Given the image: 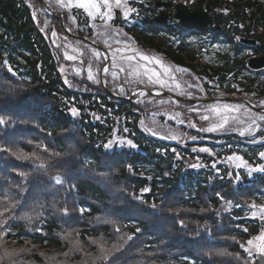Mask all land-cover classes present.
I'll return each mask as SVG.
<instances>
[{
    "label": "trees",
    "instance_id": "obj_1",
    "mask_svg": "<svg viewBox=\"0 0 264 264\" xmlns=\"http://www.w3.org/2000/svg\"><path fill=\"white\" fill-rule=\"evenodd\" d=\"M157 1L208 11L214 23L189 30L172 16L161 26ZM130 5L136 12L116 25L188 69L208 95L264 99V69L248 66L251 57L264 55L262 0ZM240 37L258 44L247 47ZM72 107L79 110L75 117ZM152 110L101 84L69 87L26 0H0V212L16 205L0 236V264H238L221 258H239L241 243L264 229L249 207L264 204V173L249 176L225 159L236 153L252 165L264 163L258 155L264 124L255 136L206 133L180 145L143 128L142 116ZM115 137L137 147L105 148ZM205 146L215 155L192 150ZM57 175L63 185L55 184Z\"/></svg>",
    "mask_w": 264,
    "mask_h": 264
},
{
    "label": "rangeland",
    "instance_id": "obj_2",
    "mask_svg": "<svg viewBox=\"0 0 264 264\" xmlns=\"http://www.w3.org/2000/svg\"><path fill=\"white\" fill-rule=\"evenodd\" d=\"M51 8L55 9L56 13L58 15L63 16L64 22H65V16L63 13H66L68 16L69 21V27L66 26L68 29L70 28L72 32H75L77 30H81L82 32L88 33L90 36H87L92 41L102 45L109 54V59L111 63V50L120 48L122 50H125L122 53H118L116 55V60L119 62L120 55L127 54L131 55L133 54V51H138L141 54L148 55L149 57H155L156 59L162 60L164 66H170V68L173 70L174 75L176 76L177 81L181 84V90L184 92H192V96L188 95H180L179 90L178 91H170L168 88H161L158 85L153 86L148 84L147 82L145 84H138L135 82V79L131 76H127L126 73H121L120 77L113 81L112 78L109 76L107 78V87L114 93L120 95V96H127L130 95L131 92L137 88H154L158 90H166L172 93H175L179 96H182L187 99H205L210 97H220V96H228V97H237L232 95H208L207 92L204 91L201 81L197 79L191 72H189L188 69L184 67H180L177 64H175L173 61L166 58L164 55L158 53L155 49L149 46V44H146L144 42L138 41L137 38L134 37V35L128 33L125 31L122 27L119 25H116L115 20V10L113 13V19L108 22V31L106 32L105 29V23L103 20L97 18L95 20H91L84 10L74 8L67 5V0H65L64 4H60L57 2V0H44ZM131 1V0H130ZM264 2V0H262ZM27 4L31 8V12L33 15V18L35 20L36 25L39 27L47 41L49 42L50 46L52 47L55 55L56 60L58 62L59 70L62 74V77L69 87L76 88V89H87V85L89 84H101L102 83H94L93 81H89L87 79L86 71L83 72L80 75L76 74V69L81 67L79 60L77 61H70L65 58V52L67 51L70 55H80V53H83L82 59L84 61L83 67L86 69L88 66L89 59H92L93 66L99 65V67H103V64L105 61L103 60V56L101 57L100 61H96L93 57L91 49L95 48L83 41L73 39L69 37L64 31H59L56 21L58 20L60 23V20L58 18H54L50 14L46 12L44 7L37 2L36 0H26ZM131 6V5H130ZM122 14V10H119ZM76 17L75 21H73L71 18ZM131 15L128 17L130 18ZM127 18V19H128ZM122 20H125L123 14H122ZM120 20V21H122ZM119 21V22H120ZM66 24V22H65ZM120 29L123 30V34L126 35H119L117 36L116 33ZM53 31L56 33L55 36L52 35ZM121 41L119 44L116 43V41ZM105 41H107V44H105ZM108 45H111V49L108 47ZM73 49H77L78 51H73ZM97 49V48H95ZM145 62L141 61L139 64L140 70H143L145 68ZM147 67H153V65H147ZM159 68V66H157ZM178 68L186 69V72H177L175 71ZM125 78H127L128 81H131V83L125 82ZM124 85V91L121 92L119 90V85ZM189 84H199L202 87V91L198 88H190ZM137 99L135 101H140L143 105L149 104L150 107L153 108L152 111H150L149 114H143V118L141 120V125L144 129L148 131V133L152 134V132H156L155 135L158 138L164 139L168 142L185 145L188 142H193L198 140L202 134L206 133H218V132H203L200 131V128L202 127H208L210 124L216 122V117L214 114L208 111H204V109H207L211 106H214L216 104H240L245 105L246 107L250 108L246 104L243 103H235V102H228V101H214L209 103H186L182 101H178L175 99H170L167 97H157V99L153 100L147 97V95L140 97L136 95ZM163 101V103H162ZM172 101H177V103H173ZM264 101V99L260 100ZM260 101L255 102L256 105L260 106ZM200 108L201 112L197 114L196 112L189 111L191 108ZM251 109V108H250ZM253 113H259V111L251 109ZM174 113H180L179 119L184 120V123H178L175 120L169 119L168 117ZM208 116L209 119L202 120L200 119V116ZM233 115H236L240 118V120L247 121L248 116L245 114L243 110L240 112L233 113ZM189 121L195 123L196 127H189ZM237 125H233L232 129H229L227 131H234V128H236ZM148 129H151L149 131ZM225 132V131H224ZM239 133V132H238ZM153 135V134H152ZM171 135H176L178 139H171V138H164V137H170ZM197 137L196 140H192L191 137ZM116 140V137L114 138V141ZM225 161L230 164L232 168L238 169L234 163L229 162L227 159ZM20 250L29 253V250L27 247H21ZM231 255V254H228ZM222 256L221 262H229V258H231V262H237L238 264H253L257 260V256L255 253L252 257H248L247 253H240L239 258L234 259L230 256ZM154 264V263H152Z\"/></svg>",
    "mask_w": 264,
    "mask_h": 264
},
{
    "label": "snow or ice",
    "instance_id": "obj_3",
    "mask_svg": "<svg viewBox=\"0 0 264 264\" xmlns=\"http://www.w3.org/2000/svg\"><path fill=\"white\" fill-rule=\"evenodd\" d=\"M58 3L64 4L65 0H57ZM67 5L82 9L86 13V15L91 19L95 20L97 18L101 19L105 23V29L106 32L108 31V22L113 19V13L114 10H122V14L125 19H127L132 13L136 12V9L130 6V0H67ZM35 15V14H33ZM117 15H119V12H117ZM73 21H75L76 17L71 18ZM68 31H71V29H67ZM53 36L56 35V33L53 31ZM117 36L119 35H126L123 34V30L120 29L116 33ZM121 41L117 40L116 43L119 44ZM105 44H107V41H105ZM108 47L111 49V45H108ZM73 51H78L77 49H73ZM93 57L96 61H100L101 57L103 56L104 61L109 60V55L107 53H101L98 49H91ZM125 50H122L120 48L112 49L111 50V63H104L103 67L93 66L92 59H89L88 66L85 69L83 67V53H80V55H70L65 52V58L70 61H77L79 60V63L81 67L77 68L76 74L80 75L83 72L86 71L87 79L89 81H93L94 83H101V78L103 76L104 83H107V78L110 76L113 81H116L121 73H126L127 76H131L135 79V82L138 84H145L146 82L150 85L156 86L158 85L161 88H168L170 91H178L180 95H188L192 96V92H184L181 90V84L177 81L176 76L173 73V70L170 68V66H164L163 61L156 59L155 57H149L148 55L141 54L138 51H133V54L127 55L122 54L120 55L119 62L116 60V55L118 53H122ZM145 62V68L143 70H140L139 64L140 62ZM7 64V61H5ZM147 65H153V67H147ZM159 66V68L157 67ZM8 71L12 76H15V73L12 71L11 66L8 67ZM175 71L177 72H186V69L178 68ZM67 82V81H65ZM125 82L131 83V81H128L127 78H125ZM190 88H198L201 91L203 90L202 87L199 84H189ZM119 90L121 92L124 91V85H119ZM157 95L160 93L157 92ZM138 96L143 97L147 95V93L143 90H139L137 92ZM140 102L139 100L137 101ZM173 103H177V101H172ZM163 103V101H162ZM260 107L264 109V101H260ZM243 110L245 114L248 116L247 121L240 120V118L236 115H233V113L240 112ZM189 111L196 112L199 114L201 112L200 108H191ZM204 111L211 112L216 117V122L210 124L208 127H202L200 128V131L203 132H224L229 129L233 128V125H237L236 128L233 130L238 131L241 136L248 135V136H255V134L261 129V125L264 124V111L259 113H253L250 108L246 107L245 105H232V104H216L214 106H211L207 109H204ZM72 116H77L79 114V110L76 107H72L70 109ZM95 115V114H93ZM180 113H174L170 115L168 118L177 121L178 123L183 124L184 120L179 119ZM97 119H100V117H96ZM200 119L207 120L209 119L208 116L201 115ZM5 123L4 119L0 117V124ZM189 127H196L195 123L189 121ZM151 131V129H148ZM125 132L128 131L127 128L124 129ZM153 135H156V132H152ZM164 138H171V139H178L176 135H171L170 137H164ZM192 140H196L197 137L193 136L191 137ZM262 140H264V137H261ZM114 143H119L121 145L127 144L129 147L135 148L137 147L136 144L133 143L130 139H119L117 141L109 140L104 147L105 148H111L113 147ZM194 152H204L208 153L210 155H215L213 153L212 149L209 147H200L199 149L193 148ZM175 151V150H173ZM177 157H179V153H176ZM259 157L264 160V151L259 152ZM227 160L229 162H232L235 164L237 168H244L248 175L251 176L254 172L264 173V163H258L256 165H252L249 163L248 160H245L243 156L233 153L232 155L227 157ZM192 167H200L201 165L194 164L191 165ZM39 167L43 168L46 167L44 164H40ZM213 167H215V164H213ZM217 171H219L217 169ZM22 176L24 174H21ZM231 175V173H229ZM236 179L239 180V175L236 176ZM55 184L57 185H63L64 179L60 175H57L53 178ZM149 189H143L142 191H148ZM219 195V194H218ZM223 199V197H221ZM16 205H12V209L10 211L9 208H4L2 212H0V217H3V219H0V236H3L8 231L9 226V220L14 219V216L12 215V212L15 210ZM153 209L156 207L155 204L152 205ZM239 207V205H237ZM253 210V217H256L257 214L259 215V218L261 220H264V204L257 205L255 202H253L249 206ZM65 214H67L68 210L65 208L63 210ZM81 212L84 211V209H80ZM31 219V218H29ZM181 224H183V221H181ZM119 231V229H117ZM140 230L137 229V232ZM244 231H248L246 228ZM129 240L132 239L131 236L128 237ZM95 242V241H93ZM244 251L247 253L248 257H252L254 253L260 257L261 260H264V229L260 231V233L256 236H253L251 239L247 240L245 243H241L240 245ZM227 253H224L226 255ZM104 259H107L105 257ZM247 264V262H246Z\"/></svg>",
    "mask_w": 264,
    "mask_h": 264
},
{
    "label": "water",
    "instance_id": "obj_4",
    "mask_svg": "<svg viewBox=\"0 0 264 264\" xmlns=\"http://www.w3.org/2000/svg\"><path fill=\"white\" fill-rule=\"evenodd\" d=\"M37 1L40 2L44 6L45 10L51 16H53L54 18L60 19L61 27L67 35H69L70 37H72L74 39L81 40V41L88 43L89 45H91V46L97 48L99 51H101V53H107L108 54V51L103 46L92 41L87 36L77 35L71 31H68L67 30L68 28L65 26L63 16L58 15L53 9H51L48 6V4L44 0H37ZM156 5L162 6V7H169L172 5V3L171 2L158 1L156 3ZM117 12H119V15H117ZM171 14L172 13L161 12L160 17L156 19V22L160 25H166L168 23V19L171 16ZM174 17L181 23V25L183 27L189 28V29H204L208 25H211L214 22L212 15L208 11H204V10L190 11L187 9L186 5L183 3L175 4ZM115 19L117 21L122 20V14L119 10H115ZM214 27L216 29H221V26L217 25V24H215ZM239 41L246 46H256V44H257V40L254 38L240 37ZM109 62H110V59L108 61H105V63H109ZM248 66L253 70L263 69L264 68V55L256 56V57L249 59ZM101 83L105 89H108L106 83H104L103 76L101 78ZM139 90H143L147 93V95H151V96H167L169 98L180 100L183 102H193V103H197V104L209 103V102H214V101H228V102H235V103H244L253 110H256L259 112L264 111V109H262L260 106L254 104L253 102H251L250 100L245 99V98H234V97L220 96V97H210V98H205V99L190 100V99L181 97L177 94H174L172 92H169L166 90H158V89H154V88H138V89H135L129 97H122V96H119L116 94H113V95L116 96L117 98L131 100L136 96V94ZM157 92H159L160 94L157 95L156 94ZM253 264H264V260H261L260 257L257 256V260Z\"/></svg>",
    "mask_w": 264,
    "mask_h": 264
}]
</instances>
